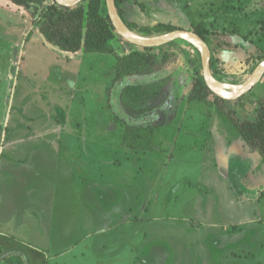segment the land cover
<instances>
[{"label":"rangeland","instance_id":"1","mask_svg":"<svg viewBox=\"0 0 264 264\" xmlns=\"http://www.w3.org/2000/svg\"><path fill=\"white\" fill-rule=\"evenodd\" d=\"M119 4L126 19L141 25L163 21L205 31L226 84L246 82L264 60V0ZM40 19L0 4V152L3 161L25 148L49 157L36 160L39 174L27 184L0 192V242L15 248V264H264V247L252 246L256 237L243 243L255 253L249 259L238 239L221 245L208 235L244 221L264 240L261 154L216 109L187 100L155 128L151 148L123 145L124 123L115 118L124 116L120 84L112 86L116 57L65 54L43 40ZM173 41L167 48L180 56L174 67L186 75L194 44ZM171 66L161 61L155 71ZM263 92L264 76L229 106L253 118ZM15 137L40 138L17 144Z\"/></svg>","mask_w":264,"mask_h":264},{"label":"trees","instance_id":"2","mask_svg":"<svg viewBox=\"0 0 264 264\" xmlns=\"http://www.w3.org/2000/svg\"><path fill=\"white\" fill-rule=\"evenodd\" d=\"M119 3L120 0H116L121 19L136 34L151 37L178 29L170 22L141 25L129 21ZM0 4L35 21L41 15L40 21L35 23L37 31L48 45L65 54L85 51L108 53L116 57L117 72L112 86L116 82L120 84L118 94L124 116L116 114L115 118L124 123L122 140L128 148H151L155 128L169 120L187 100L205 102L224 115L241 138L264 159V92L255 99L253 118L239 117L238 111L229 106L232 100L216 95L207 85L201 52L196 46L192 45L194 54L188 59L191 70L184 75L180 67H174L180 61L178 51L167 48L177 41L158 47H141L130 43L116 30L106 0H83L74 6L61 5L54 0H0ZM224 12L228 13V10L221 13ZM193 31L208 43L205 31L196 26ZM120 40L128 47L123 52L117 45ZM172 57L174 59L171 60ZM161 61L172 64L171 68L155 71ZM215 62L216 59L212 57V72L220 80ZM132 78L135 80L131 81ZM111 90L110 85L109 93Z\"/></svg>","mask_w":264,"mask_h":264},{"label":"crops","instance_id":"3","mask_svg":"<svg viewBox=\"0 0 264 264\" xmlns=\"http://www.w3.org/2000/svg\"><path fill=\"white\" fill-rule=\"evenodd\" d=\"M39 138L40 137H28V138L15 137L16 140H13V141L17 144H24L28 140H31V139L37 140ZM8 142H12V139ZM59 146L63 150V152H65L66 150L65 153L66 154L69 153L67 145L60 143ZM63 147L65 149H63ZM14 155L11 159L3 161V158H2L3 151L0 152V192L2 191L4 194L7 193V190L4 189L5 187L14 186V184L17 183L18 181L24 182V184H27L28 181L30 180L29 176H36L37 174H39V172L36 171V170H39L38 169L39 165L37 164V161H40L39 159H43L45 157L47 159L49 158L47 154L42 152L41 150H32V149H27V148H25L24 150H21L18 154H16V156ZM22 171H25L26 173L20 174ZM4 194H2V196H4ZM263 220H260V222H262ZM241 224L242 225L239 228L232 230L233 232L228 230V233L218 232L217 235H215L213 234V231L210 230L208 234L209 238H213L214 236H217L216 243L221 244V245H227L228 243H230V240L238 239L237 245H240V249L242 248L240 253L243 254V252H246V255L250 253L249 254L250 256H248V258L253 259L255 258V253H253L254 251L252 250L248 251V249L243 245V243H245V239L248 238L249 239L248 241L252 243V239L254 240V238L256 237L257 241L254 244H252V246L256 245L259 247H264V240L262 241L258 240V237L261 236L260 231L255 230V229H250V228L244 229L243 228V224L245 225L244 221H241ZM225 228L227 229V226ZM248 232H250V235L248 234ZM220 238H224V239L220 240ZM259 239H261V237ZM8 244L5 242H2V243L0 242V264H15L17 261V255L15 253V248L13 247V248L8 249ZM252 248L254 250L256 249V247L255 248L252 247ZM236 250L238 249L236 248ZM5 252H7L6 254L8 255L7 256L8 258H6V260H5V255H3V253ZM1 255L3 256L1 257ZM240 258H247V257L245 256V257H240ZM254 261L256 264H261L260 260L257 261L254 259Z\"/></svg>","mask_w":264,"mask_h":264},{"label":"water","instance_id":"4","mask_svg":"<svg viewBox=\"0 0 264 264\" xmlns=\"http://www.w3.org/2000/svg\"><path fill=\"white\" fill-rule=\"evenodd\" d=\"M54 1L65 6H74L75 4L83 0H54ZM106 2H107V9L110 18L116 30L119 32V34L122 37H124L127 41H129L134 45L141 47H158L176 39H185L193 43L201 52L203 74L207 85L216 95L224 99L234 100L244 95L245 93L250 91L261 80V78L264 75V60H263L254 70L252 76H250V78L246 82L242 83V86L238 91H236L235 93H228L226 91H223L220 88H218L216 85L217 81L219 80H217L214 77V74L212 72L211 50L208 43L203 39L201 35H199L197 32L193 30H188V29H176L171 32H167L158 36H151V37L136 34L133 31H131L121 19L118 13L116 0H106Z\"/></svg>","mask_w":264,"mask_h":264},{"label":"bare ground","instance_id":"5","mask_svg":"<svg viewBox=\"0 0 264 264\" xmlns=\"http://www.w3.org/2000/svg\"><path fill=\"white\" fill-rule=\"evenodd\" d=\"M216 85L218 88H220L221 90L226 91L228 93H235L242 86V84H226V83L221 82V81H217Z\"/></svg>","mask_w":264,"mask_h":264}]
</instances>
